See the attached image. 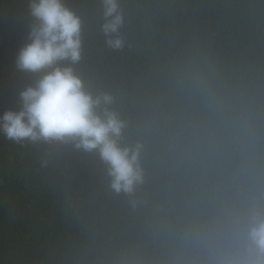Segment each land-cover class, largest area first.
I'll return each instance as SVG.
<instances>
[{
    "label": "clouds",
    "instance_id": "9594fccd",
    "mask_svg": "<svg viewBox=\"0 0 264 264\" xmlns=\"http://www.w3.org/2000/svg\"><path fill=\"white\" fill-rule=\"evenodd\" d=\"M124 4L99 0L112 52L134 50ZM28 11L14 68L34 79L0 134L101 171L67 264H264V40L224 58L189 37L104 90L77 70L84 25L65 0Z\"/></svg>",
    "mask_w": 264,
    "mask_h": 264
},
{
    "label": "trees",
    "instance_id": "16d2710c",
    "mask_svg": "<svg viewBox=\"0 0 264 264\" xmlns=\"http://www.w3.org/2000/svg\"><path fill=\"white\" fill-rule=\"evenodd\" d=\"M83 20L77 70L111 89L148 59L194 37L228 58L264 40V0H125L129 52L104 45L99 0H65ZM34 23L28 0H0V113L16 109L33 77L14 59ZM91 158L70 147L15 143L0 134V264H67L79 215L103 206Z\"/></svg>",
    "mask_w": 264,
    "mask_h": 264
}]
</instances>
